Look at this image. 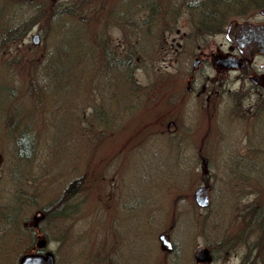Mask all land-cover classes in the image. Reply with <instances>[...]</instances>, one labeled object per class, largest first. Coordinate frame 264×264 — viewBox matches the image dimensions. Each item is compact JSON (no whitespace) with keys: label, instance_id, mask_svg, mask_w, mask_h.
Listing matches in <instances>:
<instances>
[{"label":"rangeland","instance_id":"obj_1","mask_svg":"<svg viewBox=\"0 0 264 264\" xmlns=\"http://www.w3.org/2000/svg\"><path fill=\"white\" fill-rule=\"evenodd\" d=\"M42 1L52 9L70 2L87 21L44 18L24 34L0 27V264H17L37 238L57 253L55 264H103L108 255L115 264H174L159 249L162 232L180 254L177 264H192L197 247L211 250V264H264V172L261 159L253 171L251 140L237 138L225 109L168 105L183 87L178 93L181 78L170 58L191 61L199 45L214 55L223 37L196 44L201 35L182 0ZM5 3L0 24L17 14ZM124 13L122 23L113 20ZM189 29L191 44L177 46ZM105 53L130 59L131 84L143 90L131 98L133 108L124 106L122 67L101 71ZM107 90L117 95L105 97ZM22 134L31 139L28 158L18 155ZM79 177L82 187L55 206ZM203 184L206 208L193 197ZM48 208L59 210L54 221Z\"/></svg>","mask_w":264,"mask_h":264},{"label":"flooded vegetation","instance_id":"obj_2","mask_svg":"<svg viewBox=\"0 0 264 264\" xmlns=\"http://www.w3.org/2000/svg\"><path fill=\"white\" fill-rule=\"evenodd\" d=\"M182 1L184 7H190L191 4L187 3L191 0ZM251 6L248 15L239 20H230L220 31L210 35L223 37V42L219 45L222 48L221 52L208 55L205 50H200L199 45L191 61V56L184 61H180L177 56L170 58V64L176 66L174 72L181 78V84L176 87L177 90L179 89L178 93L181 91L180 87H183L180 96L176 94L169 96L168 105L170 108H181L185 104L186 108H203L207 111H217L218 108L227 110L235 123L237 138L241 142L251 140L253 171L259 166L256 160L261 159L263 166L260 168L264 172V4ZM192 25L194 26L193 23ZM188 34L184 36V45L181 42L176 45L179 47L190 45L191 37ZM202 40L203 38L200 37L196 44H201ZM176 51L174 54H177ZM238 158L243 162L242 156ZM240 169L236 171L239 173ZM23 225L27 226V223L24 222ZM30 244L34 245V249L28 253L41 257L42 261L49 256L52 260L51 264H55L57 253L54 255L46 248L35 247L34 242ZM172 251L173 248L165 250V257L174 256L173 262H175L180 259V254L173 255ZM108 257L102 261L103 264H115L114 259H110V255ZM212 260L213 256L208 247L193 252L192 264H211ZM164 262L169 264V259L162 258V264H165Z\"/></svg>","mask_w":264,"mask_h":264},{"label":"trees","instance_id":"obj_3","mask_svg":"<svg viewBox=\"0 0 264 264\" xmlns=\"http://www.w3.org/2000/svg\"><path fill=\"white\" fill-rule=\"evenodd\" d=\"M256 1L257 0H255V2ZM20 2L21 4H19ZM10 4L16 7L15 12H17V14L13 13L9 17H5V16L1 17L0 27L3 29L4 24L7 23V25H5L4 28L9 27L8 31L13 34L19 33L20 31H22V34H24L25 32L26 33L29 32L31 30V27L39 25L40 22L42 23V20L44 18H48L51 20L55 19L65 23L67 20L69 21L72 19L78 22L85 21L87 17L86 16L87 12L85 10H83L82 13H78V9L75 8V6L73 7V4L71 5L70 2L65 3V5H63L62 7L53 6L54 9H52V7L50 8V5L44 4L42 0L40 1L39 0H6V3L2 5V8L6 9L7 6ZM187 4H191L190 7H188V9L191 14V19H192L191 22L195 26L194 27L191 23L192 26L190 25V27L199 30L200 33L202 32V33L210 34L215 31H219L222 28V26H224L226 22H228L229 18L227 17L235 16L238 14H244L248 9V7L251 5V1L250 0H201V1L191 0ZM22 5L27 6V9L22 10L21 8ZM134 7L135 5L133 3V6L129 10V12H131ZM195 10H197L196 14H194ZM125 15L126 14L124 13L113 16V20L117 19L118 20L117 22L122 23V21L125 20L127 17V16L123 17ZM5 19L6 20L9 19V20L6 21ZM86 21L84 23H86ZM49 25H50V21H48V23L44 25V30L45 28L47 30V28H49ZM47 35H48V31H47ZM190 35L191 32L188 34V36ZM13 37L15 36H10V39H12ZM45 58L46 56H44L43 58V63L45 61ZM101 58L102 57H100V59ZM124 58H125L124 60H119V61L116 59H109L108 57H106V53H105V57H104L105 61L103 63H100V67H101V71H103L104 73L108 72L110 75L114 74V70L116 66L120 65L122 67L124 73L125 86H126L125 96L127 98V101L124 102V106L126 105L125 108H133L134 104L131 102L132 101L131 98H134V100L137 99L142 95L143 90L138 91L139 87H133V85L131 84L132 78L130 72H132V68L134 67H131V63H129L130 59H127L126 57ZM38 66L40 65L32 67L33 71L31 70L30 73L33 74V76H34V71H36V68ZM56 74L57 72H55L54 70V75ZM91 90H96V86H93ZM116 95H117L116 90L105 91V97L107 96L110 98H114ZM101 97L103 98L102 94ZM99 105H97V107ZM97 107L94 106V108ZM26 135L27 134H22L21 138L18 139L16 144H19L24 139L23 137ZM29 152H31L30 149L26 151L25 149L21 148L18 155L21 158L22 157L28 158L30 154ZM81 187H82V179L80 177L75 178L67 186L63 195L58 199V202L55 206H57L58 208L63 206L67 202L68 197H70L71 194L77 192ZM64 208L65 207H63V209ZM48 211L49 208L47 209L46 214L48 213ZM53 211L52 213L47 214L50 218L49 219L50 222L51 220L54 221L55 219L54 213H58L59 210H56L54 212ZM43 213L45 215V211H43ZM34 230L37 231V228L34 227Z\"/></svg>","mask_w":264,"mask_h":264},{"label":"water","instance_id":"obj_4","mask_svg":"<svg viewBox=\"0 0 264 264\" xmlns=\"http://www.w3.org/2000/svg\"><path fill=\"white\" fill-rule=\"evenodd\" d=\"M33 41L35 43L39 41L38 34H35L33 36ZM205 164H206V160L204 159L202 166L204 167ZM207 188L208 186H200L194 192L195 202L200 207H206L209 204ZM159 238L162 241V245H167L168 247L171 246L170 242L166 239L165 234H161ZM50 263L51 262L49 256L46 259H43V261H41L37 256H28L23 258V260L21 261V264H50Z\"/></svg>","mask_w":264,"mask_h":264},{"label":"bare ground","instance_id":"obj_5","mask_svg":"<svg viewBox=\"0 0 264 264\" xmlns=\"http://www.w3.org/2000/svg\"><path fill=\"white\" fill-rule=\"evenodd\" d=\"M24 139L19 143L17 144V148L18 150L20 151V149H25L26 151L29 150L30 146H31V140L27 138V135L23 137ZM173 246H167V245H161L159 246V249L164 252L165 250H169V249H172ZM160 250H159V253H160ZM177 261V260H176ZM176 261L174 262V264H177ZM184 264H187V261L184 262Z\"/></svg>","mask_w":264,"mask_h":264}]
</instances>
